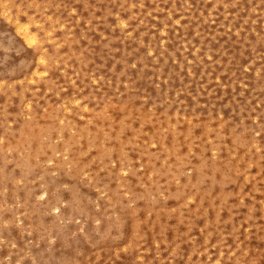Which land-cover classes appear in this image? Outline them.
<instances>
[{"label":"rangeland","instance_id":"374dc122","mask_svg":"<svg viewBox=\"0 0 264 264\" xmlns=\"http://www.w3.org/2000/svg\"><path fill=\"white\" fill-rule=\"evenodd\" d=\"M0 264H264V0H0Z\"/></svg>","mask_w":264,"mask_h":264},{"label":"bare ground","instance_id":"6f19581e","mask_svg":"<svg viewBox=\"0 0 264 264\" xmlns=\"http://www.w3.org/2000/svg\"><path fill=\"white\" fill-rule=\"evenodd\" d=\"M32 21V20H31ZM30 21V22H31ZM27 23V22H26ZM17 25H18V31H19V34L21 35V38L29 45V46H36L38 45V40H37V36L36 34L34 33L33 31V25L34 22H31V23H28V24H21L20 22H17ZM16 27V26H15ZM14 27V28H15ZM35 27V26H34ZM16 31V29H15ZM19 37V36H18ZM43 54V53H41ZM44 65V58H43V55L40 56L38 58V66H43ZM37 66V65H36ZM5 67V66H4ZM37 70V69H36ZM36 72V71H35ZM38 73V72H36ZM35 75V74H34ZM43 194V193H41ZM42 198V197H41ZM46 198V196L44 197ZM57 208V207H55ZM57 210V209H56ZM59 210V209H58ZM56 212H59V211H56ZM58 214V213H57ZM60 214V212H59ZM20 221V220H19Z\"/></svg>","mask_w":264,"mask_h":264}]
</instances>
